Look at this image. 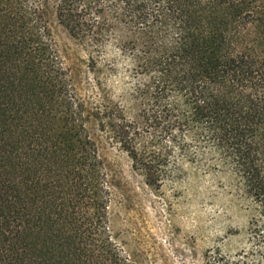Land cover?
Listing matches in <instances>:
<instances>
[{"label": "trees", "instance_id": "obj_1", "mask_svg": "<svg viewBox=\"0 0 264 264\" xmlns=\"http://www.w3.org/2000/svg\"><path fill=\"white\" fill-rule=\"evenodd\" d=\"M55 17L92 50L124 35L138 108L91 116L151 189L185 164L231 175L264 264V0H58ZM87 117L39 3L0 0V264H137Z\"/></svg>", "mask_w": 264, "mask_h": 264}, {"label": "rangeland", "instance_id": "obj_2", "mask_svg": "<svg viewBox=\"0 0 264 264\" xmlns=\"http://www.w3.org/2000/svg\"><path fill=\"white\" fill-rule=\"evenodd\" d=\"M36 1L88 113L87 132L104 161L112 194V225L137 264H256L248 254L252 204L231 175L185 164L174 181L151 189L91 116L109 105L118 104L127 113L138 108L132 98L138 78L131 56L122 51L124 35L102 34L100 48L92 50L88 41L71 37L57 22L58 0ZM91 56L95 72L89 69Z\"/></svg>", "mask_w": 264, "mask_h": 264}]
</instances>
